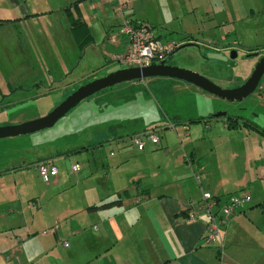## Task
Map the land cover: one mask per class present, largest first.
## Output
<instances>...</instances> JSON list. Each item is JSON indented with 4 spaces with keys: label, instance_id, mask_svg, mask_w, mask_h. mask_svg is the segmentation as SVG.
<instances>
[{
    "label": "crops",
    "instance_id": "0c3cea01",
    "mask_svg": "<svg viewBox=\"0 0 264 264\" xmlns=\"http://www.w3.org/2000/svg\"><path fill=\"white\" fill-rule=\"evenodd\" d=\"M120 1L125 4V15L133 21H146L136 18H156L155 10L164 12L168 8L162 2L173 8H168L166 16L186 18L180 35L163 42L197 40L193 33L199 27L206 32L215 33L216 29L220 32L219 22L224 21L195 15L199 0ZM24 2L0 0L1 6L8 4L11 10L9 15L6 12V15H0L7 17L0 18V21L5 20L7 25L28 22L18 9ZM116 2L50 0L46 2L50 5L46 14L37 12V15L41 18L64 16L78 50L86 46L81 47L80 40L94 37L101 40L98 47L102 56L101 67L93 69V74L109 65L113 56L127 47L126 39L118 32L120 23L114 8ZM15 10L19 15L12 14ZM75 29H81L78 32L80 38ZM155 35L159 37L158 31ZM221 35L215 37L223 38ZM92 74L72 76L66 84L71 88L80 86ZM206 107L201 108L199 116L194 118L180 117L174 124L168 119L162 129L178 127V131L163 133V140L155 145L157 147L152 145L147 149L144 147L143 151H133L128 140L137 133L115 135L107 141L114 148L104 161L97 164L100 173L97 176L72 177L69 173L64 174L54 159H39L31 163L34 172L36 164L43 160L54 164L58 175L48 184L38 182L37 191L25 190L24 193V176L14 174L24 165L11 167L8 161L1 163L0 264H264V170L262 176L255 175L254 169L250 172L251 163L244 158L240 173L229 180V185H220L221 179L214 173L218 172L216 165H213L216 170H209L212 163L201 160L206 156L204 141H213V135L219 133L228 140L242 128H223L225 120L217 119V123L224 120L219 130L212 135L210 132L205 134V130H213V124L203 126L207 121L213 123L215 120L213 115L204 111L208 109ZM217 144L214 143L213 151ZM260 145H250L256 155L260 154ZM197 173L205 176L201 185L193 178ZM210 173L218 178L215 182L209 178ZM203 192L217 197L221 204L230 195L250 196L249 201L236 209L228 220L222 235V252L217 251L218 242L212 247L201 244L208 219L198 204ZM191 210L196 216L194 221L187 218Z\"/></svg>",
    "mask_w": 264,
    "mask_h": 264
},
{
    "label": "rangeland",
    "instance_id": "374dc122",
    "mask_svg": "<svg viewBox=\"0 0 264 264\" xmlns=\"http://www.w3.org/2000/svg\"><path fill=\"white\" fill-rule=\"evenodd\" d=\"M46 2L50 0H25L18 8L24 14L23 18L28 20L25 24L16 22L7 25L5 20L0 21V127L42 118L81 85L122 69L110 62L92 74L93 69L101 67L102 56L98 49L101 40L97 37L84 39L86 46L82 50L76 49L64 16L41 18L37 15V12L46 14L47 7H50ZM162 4L169 10L173 9L166 2ZM168 8L164 12L155 10L156 18H136L146 19L142 22L153 25L152 30L154 33L158 31V39L162 42L180 35L186 20L166 16ZM0 11H4L0 15H9L10 6L0 5ZM12 14L19 15L16 10ZM162 15L164 18H161ZM195 15L224 19L223 23L219 22L221 31L206 32L199 27L200 32L198 30L193 35L201 46L184 48L167 61L173 66L200 74L221 88L241 86L251 75L259 58L264 56V0H199ZM216 34H223V38L215 37ZM232 51L236 53L233 59ZM90 73L92 76L80 86L71 88L66 84L72 76L76 78ZM211 97L213 99L207 102L206 99ZM206 105L208 109L204 111L207 114L226 112V117L241 114L250 125L262 132L245 127L228 140L219 133L213 135V141H204L206 156H202L201 160L212 163L209 170L214 171L217 167L218 172L214 173L221 179L220 185H229V180L240 173L239 167L245 163L244 158L251 163L250 172L254 169L255 175L262 176L264 80L256 92L239 103L214 99L192 85L167 78L120 83L85 99L49 129L0 139V164L8 161L11 167L24 165V168L14 172L16 177L25 178L24 193L25 190L37 191L40 186L38 182L41 180L31 164L39 159H54L58 168L72 177L97 176L100 174L97 164L104 161L114 148L107 141L115 135L130 136L151 129L162 142L163 133L178 131V127L162 129L168 119L174 124L180 117H197ZM224 118H215L213 123L207 121L203 127L213 124V130H205V134L210 132L212 135L224 121L217 123L216 120ZM222 124L223 128L229 125L225 121ZM144 141L145 149L152 147L150 141ZM215 142L218 144L213 151ZM99 143L102 144L99 146ZM253 143L261 144L259 155L250 146ZM84 147L86 150H80ZM73 165L81 167L79 173L70 174ZM208 176L214 182L218 179L211 173Z\"/></svg>",
    "mask_w": 264,
    "mask_h": 264
},
{
    "label": "built area",
    "instance_id": "2783aa9c",
    "mask_svg": "<svg viewBox=\"0 0 264 264\" xmlns=\"http://www.w3.org/2000/svg\"><path fill=\"white\" fill-rule=\"evenodd\" d=\"M103 1V0H101ZM118 18L120 19L119 35L126 39L127 47L119 54L112 58V62L124 68H144L149 65L167 62L169 57L173 55L177 48L181 45L191 43L197 46L198 40L187 39L180 41H160L152 26L141 21H133L125 15V4L117 0L114 6ZM155 130H147L132 135L128 143L137 151H143L145 140L150 141L153 145H157L159 140L154 132ZM81 167L73 165L70 168V174H77ZM35 171L40 180L48 184L52 179L57 177L58 169L50 161H41L36 164ZM193 178L198 185H201L205 180V176L201 173L193 174ZM250 196L230 195L225 203L221 204L217 197L208 192H203L198 201L199 209L207 215V223L205 232L201 239V244L204 247H212L215 242H218L217 251L222 252L224 249L222 235L228 220L234 215V211L240 208L244 203L248 202ZM187 218L189 221L196 220L194 212H188Z\"/></svg>",
    "mask_w": 264,
    "mask_h": 264
},
{
    "label": "water",
    "instance_id": "95a60500",
    "mask_svg": "<svg viewBox=\"0 0 264 264\" xmlns=\"http://www.w3.org/2000/svg\"><path fill=\"white\" fill-rule=\"evenodd\" d=\"M188 47H196V45L191 43L181 45L173 54ZM235 56L236 53L232 51L231 58L233 59ZM263 75L264 56L256 63L249 78L241 86L232 89L221 88L200 74L176 66L166 65L165 62L149 65L144 68L119 69L81 85L42 118L15 125L1 126L0 139L33 134L44 129H49L85 99L124 82L147 78H167L192 85L219 100L239 103L255 92ZM224 117H226V112L213 115V118Z\"/></svg>",
    "mask_w": 264,
    "mask_h": 264
},
{
    "label": "trees",
    "instance_id": "16d2710c",
    "mask_svg": "<svg viewBox=\"0 0 264 264\" xmlns=\"http://www.w3.org/2000/svg\"><path fill=\"white\" fill-rule=\"evenodd\" d=\"M74 26H76V24H74ZM76 30V29H75ZM78 35V36H77ZM76 36L77 37H81V33H78V31L76 30ZM88 39H90V38H88ZM80 46L81 47H84L85 46V44H84V40H80ZM224 120H225V122H226V124H229L228 126H227V128H229V129H232V128H234V129H239V128H251V129H254L255 131H257V132H259V133H261L262 134V132L261 131H259V130H257L254 126H249V125H246V123H243V124H241L237 119H232V118H230V117H225L224 118ZM80 150H86V147H84V148H81Z\"/></svg>",
    "mask_w": 264,
    "mask_h": 264
},
{
    "label": "flooded vegetation",
    "instance_id": "af4514ba",
    "mask_svg": "<svg viewBox=\"0 0 264 264\" xmlns=\"http://www.w3.org/2000/svg\"><path fill=\"white\" fill-rule=\"evenodd\" d=\"M263 57V56H262ZM260 59V58H259ZM259 61V60H258ZM165 64L166 65H171L168 61L167 62H165ZM171 66H173V65H171ZM255 67V66H254ZM253 71V70H252ZM264 80V75H263V77L261 78V80H260V82H259V85H258V87H257V89L256 90H258V88H259V86H260V83L262 82ZM256 90H255V92H256ZM228 116V115H227ZM228 117H230V118H232V119H237L241 124H243V123H246V125H249V126H251L250 124H249V122H247L244 118H243V116L241 115V114H238V115H233L232 117L231 116H228Z\"/></svg>",
    "mask_w": 264,
    "mask_h": 264
}]
</instances>
